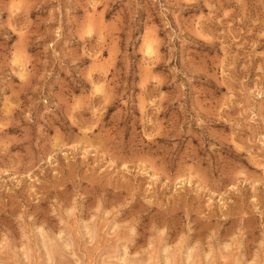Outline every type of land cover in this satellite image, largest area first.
Here are the masks:
<instances>
[{"label":"rangeland","instance_id":"rangeland-1","mask_svg":"<svg viewBox=\"0 0 264 264\" xmlns=\"http://www.w3.org/2000/svg\"><path fill=\"white\" fill-rule=\"evenodd\" d=\"M257 12L252 0L242 12L235 0H0V264H247L264 249L262 173L242 151L264 134V34L238 19ZM173 67L191 78H177L179 101ZM93 92L103 107L88 111ZM241 169L255 182L235 183ZM85 204L120 215L82 229ZM133 218L135 235L120 228Z\"/></svg>","mask_w":264,"mask_h":264},{"label":"clouds","instance_id":"clouds-1","mask_svg":"<svg viewBox=\"0 0 264 264\" xmlns=\"http://www.w3.org/2000/svg\"><path fill=\"white\" fill-rule=\"evenodd\" d=\"M102 2V0H91L92 6L94 7L97 3ZM181 2V0H176L177 5H179V3ZM184 3H195L197 2V0H183ZM205 2L207 3L208 0H205ZM254 5L258 6V12H257V18L252 20L244 15H239L238 19L240 21H244V20H249V23L255 27L256 25L260 26L261 29V33L264 34V0H252ZM153 3H159V0H153ZM235 3L237 4V6L239 7V9L243 10L244 5L246 3V0H235ZM166 13H167V9L164 8V5L161 4L160 5V12L159 15L161 16V18L163 19V22L165 24L166 28H170L171 26L168 24L167 22V17H166ZM207 19H211V13L209 15V17L205 18ZM234 23L236 22L235 20L233 21ZM221 36L223 35H232V33H221ZM177 38V35L175 32L170 34V38L168 41V47H169V52L170 53H174L176 52V48L172 45V41L175 40ZM235 36H233V40H235ZM225 49L227 48V45H224ZM176 57H171V59H175ZM227 58V57H226ZM73 63H75V61H73ZM234 65L229 64L228 67L232 68ZM171 76H172V80L170 81V83H172L176 89L178 90L177 96H176V101L179 100H183L185 99V83L179 81L177 78L178 77H182L184 80H186L188 82V84H191V78L187 75V70H181L180 68L177 67H173L171 68ZM258 71L264 72V68L258 69ZM224 76L228 79H231V77H228L227 72H224ZM243 83V82H242ZM243 91V89H242ZM255 92V94L261 98H264V91H258V90H253ZM230 94H231V90H230ZM251 95V93H249ZM85 100L87 102L88 105V111H92L94 110L95 106L97 103L100 104L101 108L103 107V98L101 97L100 100L96 99V93H90V94H86L85 95ZM123 103V101H122ZM226 107H231L230 104L226 105ZM181 110H183V106H181ZM261 111H264V105L261 106ZM241 116L244 115V111L242 110L240 113ZM256 114L253 113V119H255ZM262 120H264V116L261 117ZM234 124V129L235 131H239V129L241 128V125L239 123H235L234 121L232 122ZM205 121L202 119H197L196 121V127L197 128H201L202 126H204ZM262 133H264V129L261 130ZM248 145H256L259 144V148L257 152H253L251 147H247L245 149H242V151H246L248 157L257 165V167H259L261 169V176L259 177V183H264V134H260L257 138L255 139H249L247 141ZM256 180V178L251 174L248 173L245 169H241L240 172L237 174L236 178H235V183L239 184L241 187L246 184V183H254ZM78 199H83V197H78ZM102 199V198H101ZM150 203V202H148ZM120 207L123 208H127V204L125 205H121ZM96 208H100L103 209L104 205L103 203H97ZM96 208H93L91 213L89 212V207L88 204H85L83 206V208H77V212H78V227L84 229V228H94L96 226L97 223L99 224H106L109 223L110 221H108V217L109 216H119L120 215V208H113L109 211H101V212H97ZM75 215V214H74ZM125 215H127V213H125ZM90 216H95L96 220L93 221L92 219H90ZM72 216H69L68 219H72ZM135 218H133V220L131 221H127L125 224H121L120 228L124 229L128 232H130L132 235H135V227H133L132 225L135 224ZM65 224H67V220L65 221ZM42 231V229H37V233L39 234ZM237 236L240 237V240L243 239V233L238 232ZM240 240H237L236 237H233L228 244L224 245V251L226 253H228V258L231 259V257L237 253L240 252V248H241V242ZM218 254L219 250H215ZM223 258V257H222ZM198 260V257H197ZM247 264H264V249H261L260 251L257 252L256 256L247 261Z\"/></svg>","mask_w":264,"mask_h":264}]
</instances>
